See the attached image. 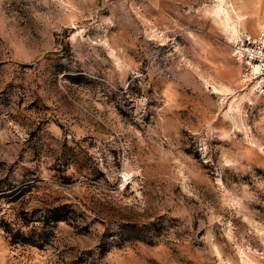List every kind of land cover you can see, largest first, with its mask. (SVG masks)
<instances>
[{
  "label": "rangeland",
  "instance_id": "rangeland-1",
  "mask_svg": "<svg viewBox=\"0 0 264 264\" xmlns=\"http://www.w3.org/2000/svg\"><path fill=\"white\" fill-rule=\"evenodd\" d=\"M261 31L264 0H0V264H264Z\"/></svg>",
  "mask_w": 264,
  "mask_h": 264
},
{
  "label": "built area",
  "instance_id": "built-area-1",
  "mask_svg": "<svg viewBox=\"0 0 264 264\" xmlns=\"http://www.w3.org/2000/svg\"><path fill=\"white\" fill-rule=\"evenodd\" d=\"M232 54L241 67L243 83L254 95L264 96V31L239 35Z\"/></svg>",
  "mask_w": 264,
  "mask_h": 264
},
{
  "label": "trees",
  "instance_id": "trees-1",
  "mask_svg": "<svg viewBox=\"0 0 264 264\" xmlns=\"http://www.w3.org/2000/svg\"><path fill=\"white\" fill-rule=\"evenodd\" d=\"M4 229L7 231L8 229L6 227H4ZM7 232H10V231H7Z\"/></svg>",
  "mask_w": 264,
  "mask_h": 264
},
{
  "label": "bare ground",
  "instance_id": "bare-ground-1",
  "mask_svg": "<svg viewBox=\"0 0 264 264\" xmlns=\"http://www.w3.org/2000/svg\"><path fill=\"white\" fill-rule=\"evenodd\" d=\"M224 2V0H222Z\"/></svg>",
  "mask_w": 264,
  "mask_h": 264
}]
</instances>
